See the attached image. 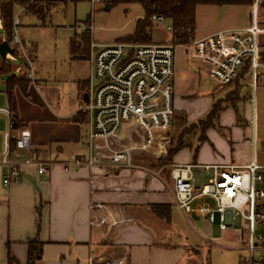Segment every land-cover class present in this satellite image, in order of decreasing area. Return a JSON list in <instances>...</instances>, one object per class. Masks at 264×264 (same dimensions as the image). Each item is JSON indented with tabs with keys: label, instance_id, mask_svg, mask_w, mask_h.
I'll use <instances>...</instances> for the list:
<instances>
[{
	"label": "crops",
	"instance_id": "crops-1",
	"mask_svg": "<svg viewBox=\"0 0 264 264\" xmlns=\"http://www.w3.org/2000/svg\"><path fill=\"white\" fill-rule=\"evenodd\" d=\"M197 39L195 35L194 40ZM190 44L175 46L173 103L175 112L183 113L193 123L204 117L234 85L225 86L220 94L215 87L211 88L206 78L215 79L209 75L207 65L190 55ZM2 59L0 56V65ZM36 60V50L30 63L24 60L23 70L27 74L33 72L32 79L27 77V92L14 88L17 126L10 128V117L0 114V264H9V254L14 257V264H27L28 243L36 236L43 242L37 264H182L191 250L187 239L178 233L182 219L190 225L189 216L204 218L185 214L177 207L171 170L162 173L150 165L125 168L86 162L89 125L80 106L87 100L90 87L91 51L74 57L70 49L73 71L69 73L57 65L52 71L38 72L33 66ZM7 85L8 80L5 92ZM259 86L254 95L251 79V100ZM202 88L205 90L201 91ZM6 96L2 107L10 108L7 93ZM230 108L220 114V127H227L222 116ZM236 118L234 110L232 120ZM243 121L248 136L233 142L231 156L225 151V155L220 154L215 146L210 156H203V148L212 143L214 127H210L197 158H193L192 143L174 156L171 167L193 162L203 165L202 171L210 169L213 174L210 165H246L257 156L258 140L255 118L245 117ZM23 128L31 132L29 146L17 149L14 142ZM8 132L11 163L3 164ZM122 133L118 141L124 139ZM227 133L231 138L232 132ZM30 155L54 164L38 173L35 167L23 164ZM72 157L85 161L76 165L71 163ZM64 162H70L69 166H64ZM12 166L19 167L22 176L5 185L3 177ZM153 205L168 206L170 219L156 214Z\"/></svg>",
	"mask_w": 264,
	"mask_h": 264
},
{
	"label": "built area",
	"instance_id": "built-area-1",
	"mask_svg": "<svg viewBox=\"0 0 264 264\" xmlns=\"http://www.w3.org/2000/svg\"><path fill=\"white\" fill-rule=\"evenodd\" d=\"M95 11L98 5L109 0H88ZM251 16L254 22L245 29H224L194 40L190 55L208 66L209 75L220 84L234 80L238 72L250 63L252 87L264 85V59L260 55L259 36L263 29L258 20L260 3L253 0ZM155 22L166 20L154 16ZM20 17L14 19L13 41L20 46L28 63L31 62L18 35ZM91 29V25L87 26ZM167 29L172 31L171 24ZM92 74L87 100L80 106L89 125L86 162L111 163L125 168L137 167L135 152L148 148L167 132L173 124V78L175 74V46L172 43H127L116 41L98 44L91 42ZM28 78H33L29 71ZM255 102L252 96V103ZM14 120L8 107H0V114ZM136 123L145 135L141 144H121V133L129 123ZM31 132L20 130L15 139L17 149L29 146ZM10 132L6 134L3 164L11 163L9 154ZM84 159L72 157L73 164L81 165ZM23 164L35 167L38 173L47 171L54 163L27 156ZM70 162H64L68 167ZM203 165L193 162L176 163L171 167L174 199L185 214H196L208 222L216 221L227 230L240 214L248 225L245 248L250 251V264H264V163L256 156L243 166L215 164L213 174L204 179ZM22 171L12 166L3 177V183L19 179ZM199 177H201L199 182Z\"/></svg>",
	"mask_w": 264,
	"mask_h": 264
},
{
	"label": "rangeland",
	"instance_id": "rangeland-1",
	"mask_svg": "<svg viewBox=\"0 0 264 264\" xmlns=\"http://www.w3.org/2000/svg\"><path fill=\"white\" fill-rule=\"evenodd\" d=\"M32 2L30 11L23 12L21 7H17L15 15L20 14L21 24L17 27L18 34L23 40L30 60L33 59L34 50H36L37 60L33 66L38 72L52 71L54 65H57L64 72H72L70 40L76 32L85 31L88 25H91V38L95 43L105 44L116 41L131 43L122 39L132 34L137 21L146 16L145 9L140 2L119 3L109 10H105L104 5H98L95 11H93L88 0H81L76 3L72 0H32ZM253 3L254 1L250 5H199L196 10V37L202 38L224 29L249 27L254 22L251 16ZM258 20L263 29L259 36V43L264 46V0L260 3ZM153 22L155 27L152 33L154 41L152 43H171V32L167 29L168 21L155 22L153 20ZM4 40L7 38L0 18V42ZM11 45L13 48H18V53L7 55L8 68L12 69L10 72L0 73V101H2L0 107L5 104L4 100L7 98L5 90L9 76L15 74L20 77L24 74L28 77V72L23 70L25 58L20 46L14 41L11 42ZM89 64L87 68L90 66ZM206 79V83L211 88L215 87L219 94L224 92L225 86L216 80ZM250 85L251 77L247 76L240 91L241 100L237 103L240 117L234 121L232 120L234 108L231 107L230 110H226L222 117L223 123H225L223 125L227 127H219V123H217L211 131L212 143H209V147L206 146L202 150L203 156H210L214 151V146L220 154L226 152V155L231 156V151L234 148L233 142L235 141L236 144V139L242 141L245 136H248L244 118L251 119L254 117L258 140L256 158L259 163H264V86L258 87L255 102L252 103ZM204 90V88L201 89V91ZM183 127L175 128L172 124L168 130L169 133L165 132L158 137L148 150L135 152V163L147 166L154 164V168L161 169L162 173L171 170V165H161L159 158L166 156L172 139ZM188 130L191 132L190 139L193 143V152L199 143L198 138L201 131L198 127H190ZM227 131L232 132L233 139L228 136ZM122 134L124 139H121L120 142L124 145L141 144L145 141L144 133L134 122L127 124ZM211 174L212 171L206 169L204 179H208ZM200 179L201 177H199V182ZM189 222L190 225L182 219V226H179L181 231H178L179 234H183L184 239H187L185 242L191 245L190 253L186 254L182 264H250V251L245 248L246 243L244 241L248 236V225L240 214L235 216L234 225L227 230L219 228L218 215L213 223L191 216H189Z\"/></svg>",
	"mask_w": 264,
	"mask_h": 264
},
{
	"label": "trees",
	"instance_id": "trees-1",
	"mask_svg": "<svg viewBox=\"0 0 264 264\" xmlns=\"http://www.w3.org/2000/svg\"><path fill=\"white\" fill-rule=\"evenodd\" d=\"M48 1V0H44ZM73 2H78L81 0H72ZM253 0H109L105 6L110 9L112 6L119 3H132L140 2L146 12V16L137 21L134 32L128 35L126 38L122 39L131 43L139 44H149L154 42L152 33L154 29V16H163L165 19L170 21L172 26L171 31V43L176 46L180 44H190L196 35V10L199 5H227V4H246L250 5ZM32 0H0V18L2 25L6 34L7 40L11 43L14 38V19H15V9L17 7L24 8L26 11H30L32 6ZM104 6V7H105ZM90 26V25H88ZM92 38L89 28H86L82 33L75 34L70 40V49L72 55L78 56V54L88 55L90 51ZM18 53V48L15 47V53ZM260 55L264 59V46L260 45ZM9 63L6 59L1 60L0 73L9 72ZM250 76V63L246 61L245 65L238 72L233 81L227 84H221L223 86L234 85V87L229 90L223 98L217 99L209 112L196 122L187 121L186 116L183 113L174 114L173 126L175 128H180L184 126L183 129L172 139L171 146L167 151L166 156L160 157V164H170L174 156L184 147L190 146L192 140L190 139L191 132L188 130L190 127L200 128L201 135L198 140L199 143L193 150V158L196 159L201 143L207 140L206 130L210 127H216L220 114L228 107L234 108L237 117H240L237 108L238 101L241 100L240 91L243 87L244 79ZM28 78L26 75L18 77L12 74L8 78L7 85V95L10 101V111L12 114V119L14 120V125L17 126V107L14 97V88L19 87L23 92H27ZM250 87V86H249ZM240 119V118H239ZM85 120V116L83 118ZM220 127V126H219ZM154 167L155 165H151ZM152 210L165 218L170 219V208L163 205H153ZM28 261L27 264H37L38 258L42 254L43 242L38 236L33 238L28 243ZM8 263L14 264L15 259L9 254Z\"/></svg>",
	"mask_w": 264,
	"mask_h": 264
},
{
	"label": "water",
	"instance_id": "water-1",
	"mask_svg": "<svg viewBox=\"0 0 264 264\" xmlns=\"http://www.w3.org/2000/svg\"><path fill=\"white\" fill-rule=\"evenodd\" d=\"M104 8L105 10H109L108 6H105ZM8 53L14 54L15 48L11 47V43L8 40L1 41L0 42V56L3 59H6Z\"/></svg>",
	"mask_w": 264,
	"mask_h": 264
}]
</instances>
